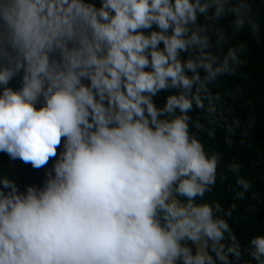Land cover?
Returning a JSON list of instances; mask_svg holds the SVG:
<instances>
[{
	"label": "clouds",
	"instance_id": "1",
	"mask_svg": "<svg viewBox=\"0 0 264 264\" xmlns=\"http://www.w3.org/2000/svg\"><path fill=\"white\" fill-rule=\"evenodd\" d=\"M251 13L252 0H0V153L46 169L23 191L0 171V264H264V235L243 245L229 224L237 205L205 199L226 176L200 138L219 126L235 143L241 121L220 122L212 86L245 63L228 28L258 36ZM241 167L227 165L242 201Z\"/></svg>",
	"mask_w": 264,
	"mask_h": 264
},
{
	"label": "trees",
	"instance_id": "2",
	"mask_svg": "<svg viewBox=\"0 0 264 264\" xmlns=\"http://www.w3.org/2000/svg\"><path fill=\"white\" fill-rule=\"evenodd\" d=\"M96 2L99 4V0ZM251 15L259 23L258 36L253 35L248 25L235 35L228 28L230 45L245 46L240 54L245 63L235 76L221 77L218 84L212 86V91L220 93L222 98L220 122L223 123L225 118L228 123L235 118L241 121L233 137L235 143L231 147L225 144L227 133L224 127H216L214 138H209L206 132L200 136L208 150L222 153L218 174L222 171L226 176L223 182L218 178L213 192L206 194L205 199L219 201L225 209L232 203L237 205L229 224L243 245L255 235H264V0H252ZM10 86L19 87V80H14ZM163 95L157 103L162 102ZM192 115L194 119L201 116L198 111ZM203 122L206 127H211ZM234 161L242 166L240 175L252 182V188L242 201L235 199V192L241 189L236 187L235 177L227 168L228 163ZM52 163L50 161L47 168H51ZM0 171L14 178L23 191L26 185L41 186L46 169L33 170L30 165L12 161L7 154L0 153Z\"/></svg>",
	"mask_w": 264,
	"mask_h": 264
}]
</instances>
